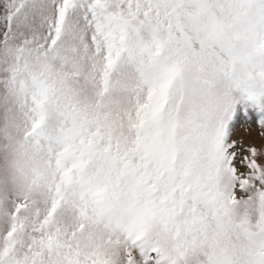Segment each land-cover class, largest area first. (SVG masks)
<instances>
[{
	"label": "snow or ice",
	"instance_id": "1",
	"mask_svg": "<svg viewBox=\"0 0 264 264\" xmlns=\"http://www.w3.org/2000/svg\"><path fill=\"white\" fill-rule=\"evenodd\" d=\"M0 264H264V0H0Z\"/></svg>",
	"mask_w": 264,
	"mask_h": 264
}]
</instances>
